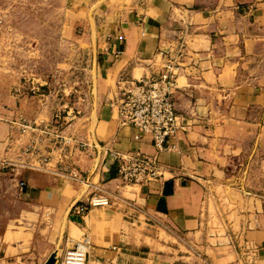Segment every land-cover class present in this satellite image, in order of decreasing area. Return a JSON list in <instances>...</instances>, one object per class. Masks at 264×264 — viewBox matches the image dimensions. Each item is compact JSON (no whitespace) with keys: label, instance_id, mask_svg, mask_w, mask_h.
<instances>
[{"label":"crops","instance_id":"obj_1","mask_svg":"<svg viewBox=\"0 0 264 264\" xmlns=\"http://www.w3.org/2000/svg\"><path fill=\"white\" fill-rule=\"evenodd\" d=\"M66 1L63 31L70 35L63 41L75 52L88 45L89 67L95 64L87 101L75 110L83 115L67 129L97 149L65 159L81 178L72 192L51 173L57 157L28 171L25 194L34 206L67 208V237L76 229L92 241L87 264H264V0H137L108 10L110 24L85 12L82 20L92 0ZM167 57L179 64L174 99L181 128L169 140L174 147L158 156L159 180L123 185L104 151L154 148L119 126L110 99L120 76L156 74ZM3 79L0 112L23 115L34 104L31 123L48 124L53 94L15 96ZM92 194H107L112 203L76 214L73 204ZM117 196L135 200L148 220L125 218Z\"/></svg>","mask_w":264,"mask_h":264},{"label":"rangeland","instance_id":"obj_2","mask_svg":"<svg viewBox=\"0 0 264 264\" xmlns=\"http://www.w3.org/2000/svg\"><path fill=\"white\" fill-rule=\"evenodd\" d=\"M214 1L207 0L211 4ZM136 3L137 0H92L82 11V20L85 21V13L90 17L96 14L101 23L110 24L108 10H121ZM68 7L66 0H0V76L5 78L3 83L11 85V94L23 93L29 98L34 95L27 89L30 78L38 88L36 93L53 94L49 99L52 107L47 134L41 132L43 123H31L34 104L29 105L23 115L0 112V122L4 123L1 131L7 135L6 148L0 155V264H58L63 251L83 237L76 229L67 237L64 231L67 208L63 205L46 209L35 207L25 194L27 172L45 169L56 157L55 162L49 163L53 168L51 173L56 178L66 179L65 193L72 192L69 188L73 185L62 175L61 166L67 164L65 159L74 151L68 148L61 153L66 155L64 160L58 157L56 139L59 137L55 134L68 138L76 136L73 128L67 129L68 124L76 120L75 115H83L82 111L75 113V110L87 101L89 76L95 77V64L89 67L88 45H83L86 50L75 52L65 42L70 34L63 31L68 25L63 8ZM38 78L45 79L44 85L36 80ZM42 156H47L48 161L44 162ZM214 211L211 209L213 226L219 229ZM89 240L90 254L92 241Z\"/></svg>","mask_w":264,"mask_h":264},{"label":"built area","instance_id":"obj_3","mask_svg":"<svg viewBox=\"0 0 264 264\" xmlns=\"http://www.w3.org/2000/svg\"><path fill=\"white\" fill-rule=\"evenodd\" d=\"M178 68L177 58L167 57L162 65V70L156 74L140 78L120 76L117 81V89L110 99V106L114 110L119 126L130 128L133 131L134 141H147L154 148V152L151 154L139 149L104 151V162L116 165L117 178L123 185H144L159 180L163 176V166L159 162L158 156L162 151L174 147L169 144V140L181 128L175 114L174 99ZM28 81L30 82L29 91H38L33 79L28 78ZM41 129V132L45 134L50 131L48 124ZM61 135L57 133L55 137H59L56 142L59 154L63 159L66 155L61 153H64L68 148L88 154L91 148L97 149L94 143L89 144L75 136L68 138ZM98 155L99 151H96V156ZM47 159V156H42L44 162H47ZM61 167L62 175L69 180L71 185L81 181L78 171L72 164H63ZM85 183L89 185V182ZM115 202L116 205L121 206L124 217L130 221L135 222L140 216L144 220H148V213L135 200L117 196ZM111 203L107 194H92L85 200L75 202L72 210L76 214H85L92 207L108 206ZM89 249L90 240L84 234L81 239L74 241L72 246L63 251L58 264H86Z\"/></svg>","mask_w":264,"mask_h":264}]
</instances>
